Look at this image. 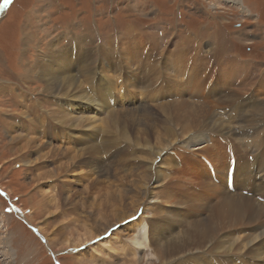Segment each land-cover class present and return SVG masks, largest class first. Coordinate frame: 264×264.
<instances>
[{
	"label": "bare ground",
	"instance_id": "1",
	"mask_svg": "<svg viewBox=\"0 0 264 264\" xmlns=\"http://www.w3.org/2000/svg\"><path fill=\"white\" fill-rule=\"evenodd\" d=\"M225 2L243 5L240 0ZM4 8H0V14ZM64 36L67 46L54 50L56 45L51 43L49 53L37 60L30 72L35 81L44 84L50 98L62 104L53 120L63 128L38 134L23 109L22 116L27 120L8 124L7 130L14 134L8 137L6 147L12 154L7 162H21V166L38 171L30 180L38 187L36 194L45 198L44 214L60 218L65 211L82 208L83 214L75 213L74 222L68 220L77 224L80 236L77 241L67 236L65 247L80 252L97 242L99 236L106 238L101 242L103 248L106 246V264H113L115 250L121 264H139L144 253L149 264H264V120L245 113L255 98L251 90L241 87L254 86L247 76L252 66L231 58L221 63L216 53L206 59L192 56L185 61L179 60L180 52L171 53L166 59L175 58L172 63L179 80L169 73L171 66L162 64L161 105H124L128 100L134 103L146 95L151 99L155 96L158 78H141L138 74L146 71L141 67L149 59L142 52L143 41L136 36L127 39L122 43L121 60L112 57L109 61L111 71L124 75L127 94L123 95L102 62L92 80L95 60L90 49L83 46L87 35ZM210 58L215 62V74L206 72V66L212 69L207 61ZM211 74L220 75L227 85L234 79L237 82L234 91L217 104L208 100V92L215 90L218 81L208 86V92L204 88ZM222 94L221 90L217 93ZM94 122L103 123L106 134L123 143L117 164V152L112 149L120 143L103 138L97 145L95 136L103 129H98V124L95 128ZM64 137L68 146L60 144ZM71 138L75 144L70 143ZM204 142L211 145L210 153L209 147L204 153L199 151L207 146H202ZM220 143L227 144L223 151ZM127 146L152 156L144 160L148 164L145 169L137 158L128 166L131 151ZM178 155L183 158L182 171L176 167ZM52 161L56 164L50 168ZM102 173L106 174V188L102 190L105 195L97 196L94 191L88 199L77 201L70 186L75 182L88 190L94 183L93 176L101 177ZM183 175H190L189 180L181 181ZM55 177L64 192L72 190L66 191L60 204L56 195L50 200V195L39 191L38 181L48 183ZM228 177L232 178L233 192L227 188ZM95 211L99 212L98 218L92 217ZM66 222L60 220L51 231L47 225L38 230L55 246L61 243V229ZM97 252L94 246L87 251L92 258Z\"/></svg>",
	"mask_w": 264,
	"mask_h": 264
},
{
	"label": "rangeland",
	"instance_id": "2",
	"mask_svg": "<svg viewBox=\"0 0 264 264\" xmlns=\"http://www.w3.org/2000/svg\"><path fill=\"white\" fill-rule=\"evenodd\" d=\"M225 1L7 0L5 3V0H0V8L5 7L0 14V264H106V246L103 248L101 245V242H104L106 238L96 236L97 242L86 246L84 250H82V246V251L76 253L65 247L67 236L74 241H77L80 236L77 224L71 223L74 222L75 213L83 214L82 208L77 206L79 212L68 210V212L61 213L60 218H49L44 214L45 198L36 194L38 187L30 180L36 177L38 171L21 166V162L15 163L13 160L7 162L11 153L8 151L6 143L8 137L14 134L7 130L9 123L17 124L19 121L25 122L27 119H31L36 125L38 134L59 132L60 128H63L53 120L57 116L56 112H61L62 104L50 98L49 93L45 91L44 84L35 81L36 78L31 77L30 72L33 64L49 53L51 43L56 45L53 47L54 50L67 46L68 40L65 36L62 37L64 33L71 37L87 35L83 46L90 49L95 60V75L92 80L94 77L96 79L97 65L102 62L106 65L109 74L113 76L117 91L119 90V93L123 95L127 94L124 75H120L114 70L111 71L108 67L109 61L112 57L121 60L124 48L122 43L127 39L136 36L143 41L142 52L149 59L148 62L143 63L142 67L140 66L146 71L138 74L141 78L144 76H148L149 79L158 78V85L153 91L155 96L151 99L146 95L144 98H139V102L134 103L128 100L124 105H161L164 101L161 98L162 88L160 85L162 64L163 67L165 64L171 66L169 73H173L174 80H179L176 65L173 64L174 62L172 63L175 58L166 59V56L171 53L176 52L178 55L180 52L179 60L184 59L183 61L192 56L206 59L212 56L210 54L216 53L220 59L222 58L220 62H224V64L225 60L230 58L242 64L249 63L252 69L247 75L248 83H252L254 86L252 88L245 84L241 87L251 90L250 95L255 100L250 101L248 104L250 107L244 111L251 117H259L262 121L264 120V91H262L264 90V0H240L243 5L239 4L238 6ZM207 61L212 69L206 66V72L214 73L216 68L213 69L212 65L215 62L211 58ZM214 80L218 81V85L215 90L208 92ZM222 81L225 79L220 75L216 77L213 74L205 80L204 88L209 93L208 100L210 102H219L222 97L228 96L234 91L232 89L236 88L235 79L230 85L224 84ZM238 85L241 84L238 83ZM220 90L223 91V96L217 95ZM115 97L120 98L119 95H115ZM195 98L197 97H194L193 100ZM154 108L156 107L154 106ZM23 109L27 119L22 116ZM48 114L50 118H48ZM256 123L255 121L251 125ZM96 124L99 126L98 129H103V132L100 131L95 136L97 145L101 144L103 138L110 139L113 144L120 143L119 146L112 149L113 152H117L114 158V162L117 164L120 160L119 152L123 143L121 144L116 136L112 137L114 135L106 134L103 123L94 122L95 128H97ZM42 126L45 132H43ZM62 139L60 144L68 146V139L65 137ZM70 143L75 144V139L71 138ZM204 143L202 146H207L203 150H199L201 153L206 152V148L211 146H208L207 142ZM220 144L223 151L227 144ZM127 150L131 151L128 157V166L132 163L130 162L132 159L137 158L141 168L145 169L148 164L144 160L149 161L152 158L150 154L137 153L136 149L130 146H127ZM208 150L210 153L212 148L209 147ZM33 156H38V154L35 153ZM176 158V167L182 171L183 158L179 155ZM105 162L107 165V159ZM55 164L52 161L50 168L55 167ZM175 174L177 173L175 172ZM56 178L48 183L38 181L39 191L42 189V194L44 192V194L50 195V200L53 199V195H56V202L60 204L63 202L66 191L72 190L68 189L64 192L62 183ZM189 178L190 175H183L184 180L181 181L185 182ZM92 181L94 183H91V188L88 190H84L81 184L78 185L75 182L70 186L75 192L77 201L81 198L88 199L94 191L97 196L105 195L102 190L106 188V174L102 173L101 177L93 176ZM55 185H57V189L54 187ZM53 210L56 209L52 208L51 211ZM98 210L100 211L99 208ZM98 213V211L93 212L92 217L98 218ZM78 218L83 219L82 217ZM60 220L67 221L61 229L63 232L61 243L59 241L55 243V246H52L46 239H43L38 228L47 225L51 231L59 224ZM68 220L71 223H68ZM78 224L82 225V222L79 221ZM93 232L98 233L97 230ZM100 234L103 232L101 231ZM49 237L54 240V236ZM55 238L57 239V237ZM91 246L98 249V252L93 255L94 258L90 257V253H87ZM82 253L84 255H81ZM114 253L117 256L112 259L113 264H121L122 260L118 256L117 250ZM144 254L139 264H149L147 260L150 259Z\"/></svg>",
	"mask_w": 264,
	"mask_h": 264
},
{
	"label": "snow or ice",
	"instance_id": "3",
	"mask_svg": "<svg viewBox=\"0 0 264 264\" xmlns=\"http://www.w3.org/2000/svg\"><path fill=\"white\" fill-rule=\"evenodd\" d=\"M5 3H7V0H5ZM7 210V209H6Z\"/></svg>",
	"mask_w": 264,
	"mask_h": 264
}]
</instances>
